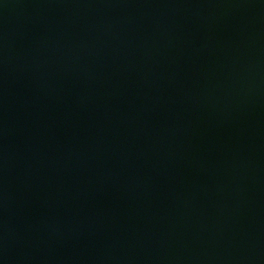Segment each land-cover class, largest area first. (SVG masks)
I'll return each mask as SVG.
<instances>
[{"label": "water", "instance_id": "95a60500", "mask_svg": "<svg viewBox=\"0 0 264 264\" xmlns=\"http://www.w3.org/2000/svg\"><path fill=\"white\" fill-rule=\"evenodd\" d=\"M0 264H264V0H0Z\"/></svg>", "mask_w": 264, "mask_h": 264}]
</instances>
